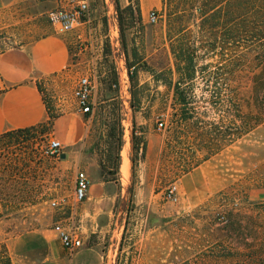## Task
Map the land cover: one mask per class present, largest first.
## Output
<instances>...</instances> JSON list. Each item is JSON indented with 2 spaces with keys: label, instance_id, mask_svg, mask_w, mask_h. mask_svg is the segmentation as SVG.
Masks as SVG:
<instances>
[{
  "label": "rangeland",
  "instance_id": "1",
  "mask_svg": "<svg viewBox=\"0 0 264 264\" xmlns=\"http://www.w3.org/2000/svg\"><path fill=\"white\" fill-rule=\"evenodd\" d=\"M183 1L149 0L141 10L139 0H90L91 25L98 28L102 37L100 45L96 44L101 47L97 50H102V57L91 113L92 149L98 154L105 178L119 186L122 151L125 149L128 162L127 175L130 159H139L137 149L142 136L137 133L143 128L140 124L146 122L152 126L163 122L165 145L156 176L167 199L164 202L168 203L169 216L161 221L167 224L161 227L162 235L155 243L160 249L153 250L156 255L150 259L152 263L264 264L261 256L264 210L260 209L264 206V122L199 167L182 172L192 158L199 161L207 154L205 150H197L200 142L195 127L201 125L198 121L207 123L205 128L209 130L210 140L200 146L213 148L215 133L220 128L218 110L213 104L205 108L202 102L212 95L214 87L211 83L210 92H204V81L198 72L192 88L196 113L189 125L182 127L183 131L178 128L180 107L174 96V85L179 75L170 46H176L180 35L176 30L168 33L167 15ZM31 5L18 3L0 10V53L43 35L41 28L36 29L34 24L42 21L50 25L46 18H32L36 8ZM128 5L132 9L124 11ZM150 10L160 14L154 25L147 22ZM197 22L188 28L196 40ZM113 26L116 29L109 36ZM199 45L196 42L195 47ZM200 53L198 48L197 54ZM232 58L233 51L226 47L222 57L205 61L212 63L211 71L225 66L221 72L227 80L223 94L231 88ZM74 63L77 65L70 66L63 74L41 80L38 85L50 118L66 111L74 101V84L86 66L83 62ZM49 123L0 136V264L8 258L11 264H39L42 260L38 257L30 260L26 253L34 251L35 244L26 248L23 256L17 254L20 250L17 242L28 234L56 235L53 225L57 212L50 203L69 196L72 176L69 169L45 154ZM173 187L172 197L168 198ZM187 193L190 199L186 198ZM116 204L118 207L119 201ZM120 206L119 218H125V228L113 233L115 227L111 226L104 239V251L110 262L115 256V264H134L138 251V244L134 243L140 237L139 230H132L144 213L133 211L134 207L124 201ZM155 217L149 213L150 222L155 223ZM255 255L260 257L253 260Z\"/></svg>",
  "mask_w": 264,
  "mask_h": 264
},
{
  "label": "crops",
  "instance_id": "2",
  "mask_svg": "<svg viewBox=\"0 0 264 264\" xmlns=\"http://www.w3.org/2000/svg\"><path fill=\"white\" fill-rule=\"evenodd\" d=\"M63 1L0 0V10L18 3H28L36 8L31 14L32 18L47 19V12L61 5ZM139 2L142 10L149 0ZM40 22L34 24V27L41 28L43 35L32 42L0 53V136L9 131L28 130L46 121L50 122L49 137L62 145L60 156L64 155L63 159L60 156L55 159L62 167L69 169L72 176L69 196L61 199L63 203L56 209L55 223L65 224L74 219L73 222L82 234L83 245L70 254L61 246L57 234H28L17 242L20 245L17 254L24 256L25 249L35 244L36 249L26 253L30 260L33 257L42 260L39 264H104L107 256L104 251L106 233L112 225L115 227L113 233L123 230L126 225L125 218H119L122 213L120 202L124 201L134 207L133 211L144 213V217L136 220L132 230H139L140 237L134 243L138 244L134 264H153L150 260L156 255L153 250L160 249L155 243L162 235L161 227L167 224L161 221L169 216L166 210L168 203L164 202L167 199L163 197L165 194L160 190L156 176L157 165L165 145L164 132L157 128V125L141 123L143 128L137 133L142 136V142L137 149L139 159L135 161L133 169L129 161V178L128 175L123 177L121 174L119 186L114 184V181L107 180L100 168L98 154L92 149L91 114L80 113L72 101L66 111L50 118L38 86L41 80L59 76L70 66H76L74 62L88 63L89 52L93 53L95 46L96 50L99 49L102 37L97 27L93 29L92 35L80 29L79 34L84 43L83 50L80 48L77 51L73 45L74 34H61L50 25ZM97 43L99 45H96ZM73 63L74 65H71ZM94 94L93 105L96 100ZM78 171L86 174L90 186L86 199L75 205L72 196ZM188 175L191 177V174ZM190 196L186 194L187 199H190ZM118 201L119 205L116 207ZM149 213L156 215L155 223L150 222Z\"/></svg>",
  "mask_w": 264,
  "mask_h": 264
},
{
  "label": "trees",
  "instance_id": "3",
  "mask_svg": "<svg viewBox=\"0 0 264 264\" xmlns=\"http://www.w3.org/2000/svg\"><path fill=\"white\" fill-rule=\"evenodd\" d=\"M131 9L128 5L124 11ZM195 21H198L195 26L199 30L197 40L188 30ZM167 28L168 33L176 30L180 35L176 46H170L179 75L174 85V96L180 107L178 128L183 131L182 127L188 126L196 113L192 88L197 72L204 81V92H210L211 83L214 87L212 95L202 99L203 107L213 104L219 115L220 128L215 133L213 148L200 146L210 140L209 130L205 128L207 123L198 121L201 125L195 127L200 142L197 150H205L207 154L199 161L192 158L182 170L187 173L264 122V0H185L167 15ZM196 42L199 47H195ZM226 47L233 51L232 75L231 88L223 94L227 80L221 72L225 66L211 71L212 63L205 61L222 57ZM198 48L200 54H197ZM200 62H203L201 66ZM128 77L133 78L130 72ZM210 98L215 100L211 102ZM131 139L133 142V134ZM120 142L118 139V149ZM130 161L133 169L135 161L133 158ZM260 209L264 210V206ZM262 249L264 257V247ZM258 257L255 255L253 260ZM4 264H11L10 258Z\"/></svg>",
  "mask_w": 264,
  "mask_h": 264
},
{
  "label": "built area",
  "instance_id": "4",
  "mask_svg": "<svg viewBox=\"0 0 264 264\" xmlns=\"http://www.w3.org/2000/svg\"><path fill=\"white\" fill-rule=\"evenodd\" d=\"M89 14L90 0H64L61 5L47 12V20L57 32L61 34H74L75 41L73 45L76 46L78 51L80 48L83 50L82 44L84 43L79 30L84 29L86 32H89V35L93 34L94 27L91 25ZM159 19L160 14L157 10H150L148 12L147 22L149 24L154 25ZM115 29V26H113L109 30V36H112ZM88 55V63H85L86 66L78 76L72 90L74 103L77 110L82 114H91L93 110L92 95L96 87L95 80L102 57V50H94L93 53L89 52ZM163 127V122L157 123V128L161 129ZM61 150L62 145L54 138L49 137L45 146V154L52 158H59ZM89 186V178L83 171H78L75 175L72 196L75 205L80 204L86 199ZM174 190L175 187L169 190L168 198L172 197ZM62 203L63 200L51 201L50 205L53 209H58ZM73 220L70 219L65 224L58 222L53 225V230L57 234L61 246L70 254H73L83 245L82 234ZM104 264H115V256L112 257V261L110 262V257L107 254Z\"/></svg>",
  "mask_w": 264,
  "mask_h": 264
},
{
  "label": "bare ground",
  "instance_id": "5",
  "mask_svg": "<svg viewBox=\"0 0 264 264\" xmlns=\"http://www.w3.org/2000/svg\"><path fill=\"white\" fill-rule=\"evenodd\" d=\"M122 155H123V164L121 165V173L124 177L127 176V167H128V162H127V158L125 155V149L122 151Z\"/></svg>",
  "mask_w": 264,
  "mask_h": 264
},
{
  "label": "water",
  "instance_id": "6",
  "mask_svg": "<svg viewBox=\"0 0 264 264\" xmlns=\"http://www.w3.org/2000/svg\"><path fill=\"white\" fill-rule=\"evenodd\" d=\"M60 158H62V159H63V158H64V155H61V156H60Z\"/></svg>",
  "mask_w": 264,
  "mask_h": 264
}]
</instances>
